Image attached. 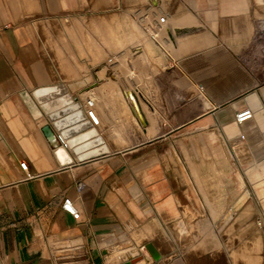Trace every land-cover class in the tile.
<instances>
[{"label": "crops", "instance_id": "crops-1", "mask_svg": "<svg viewBox=\"0 0 264 264\" xmlns=\"http://www.w3.org/2000/svg\"><path fill=\"white\" fill-rule=\"evenodd\" d=\"M112 3L0 0V264H123L140 256L131 246L112 259L114 247L127 240L138 250L149 243L158 250L161 260L146 264H187L184 255L159 247L176 246L174 233L183 227L190 232L192 215L209 210L195 188L197 200L191 173L178 165L179 153L189 157L194 146L186 138L197 136L208 148V135L218 132L247 188H255L247 169L264 163V0H144L131 15L151 17L148 25L116 32L144 37L134 36L130 48L112 54L106 65L98 62L104 52L96 53L98 64L89 59L88 75L76 69L72 79L56 74L54 81L44 31L52 22L86 16L105 15L98 20L103 24L120 12ZM65 49L56 45V59L77 68ZM58 84L81 103L80 123L54 124L34 94ZM84 95L94 107L84 105ZM245 110L252 117L240 123L237 114ZM242 144L243 157L236 152ZM66 199L75 202L79 219L64 209Z\"/></svg>", "mask_w": 264, "mask_h": 264}, {"label": "rangeland", "instance_id": "rangeland-1", "mask_svg": "<svg viewBox=\"0 0 264 264\" xmlns=\"http://www.w3.org/2000/svg\"><path fill=\"white\" fill-rule=\"evenodd\" d=\"M143 3L144 0H137V2L132 3L113 0L111 8H117L120 12H117V16L115 13L109 14V16H113L112 20L108 19L103 24H99V18H103L105 15L65 19L62 24L52 22L53 28L44 31V44H46L51 58L47 55V51H44V58L46 60L51 59L55 64V66L50 67L55 74L54 81H58L56 74L62 79H72L71 76L76 69L80 70V75H88L90 74V66L88 65L90 58L93 66L98 62L101 63V66L106 65V61L112 54L116 57L124 52L123 49H128V46L130 48L137 39L134 36L139 39L144 37L140 34H116L122 28H132L131 30L134 32L136 31L133 29L134 26L148 25L146 23L151 21V17L144 20L136 19L134 15H131L133 8ZM88 19L93 20L95 25H87ZM73 22L76 23L74 30ZM149 25H154V23ZM117 37L121 39L120 43L114 41V38ZM56 45L67 49H65V53H70V57L78 66L77 68L61 65L62 60L56 59ZM106 46L107 50L105 51ZM157 49L164 55L163 50ZM99 51H103L104 54L96 62L94 55ZM132 51L133 49L128 52L130 56H134ZM61 54L64 56V52L61 51ZM77 57L82 60L81 63ZM165 64L169 67L172 66L166 62ZM92 69L94 68H91V71ZM86 96H82L84 105L88 104ZM217 134L218 137L214 132L208 135L209 151L208 148L200 146L201 139L197 136H194L193 139H184L189 144L193 141L194 146L189 148L191 153L189 157L183 154L184 151L180 152L178 157V165L182 170L187 169L192 175L190 184L199 204L200 199L195 188L205 200L209 210L205 211L201 207L198 213L192 215L193 224L190 232L183 227L180 228L182 231L174 233L176 246L173 242H171L172 245L167 242L168 245L160 244L159 247L166 251H170L172 248L175 251V256L184 255L187 264H263L264 163H252L247 169V174L255 186L254 188L252 185L254 189L249 191L245 183L248 182L247 179L242 178L237 164L232 162L218 132ZM216 144H219V150L216 149ZM182 150L184 149L182 148ZM236 150L237 155L243 157L247 147L244 144L238 145ZM214 156L216 159L221 157L222 162H213ZM218 190L224 193L222 197L214 195ZM221 203L223 209L216 210L218 204ZM248 204H251L253 209H251L252 207L248 209ZM200 219H206L208 222L200 221L198 223ZM249 227L254 230L250 231ZM190 236H193L192 239ZM206 239L207 241L210 239L217 241L213 242L214 245H212V242L206 243ZM217 246H219V250ZM112 257L113 260H117L114 255ZM112 263L114 264V262Z\"/></svg>", "mask_w": 264, "mask_h": 264}, {"label": "water", "instance_id": "water-1", "mask_svg": "<svg viewBox=\"0 0 264 264\" xmlns=\"http://www.w3.org/2000/svg\"><path fill=\"white\" fill-rule=\"evenodd\" d=\"M59 85L63 88V90L60 93L55 94L54 96H50V98L44 99V101H41L40 98L37 96L36 90L34 94L41 102L45 103V107L47 108L49 112V118L54 124L63 126L64 124L67 125V123H70V125L80 123V121L84 119V115L82 114V111H81V107H82L81 103L78 100L73 98L66 84H58L57 86ZM128 95L132 100L133 107L136 110L137 114L139 115L141 119H143L140 113L139 106L132 92L129 91ZM48 102H51L58 106H56L54 109H51L47 104ZM65 117H69V118H65ZM43 131L45 135L47 136V138L52 143H56V136L52 132L50 126H45L43 128ZM140 250H141V253H143L142 255L138 257H131L128 262L123 263V264H146V263H152L154 261H160L162 258L161 254L151 243L146 244L145 246L141 247ZM144 253H148L152 261L147 260V258L144 256Z\"/></svg>", "mask_w": 264, "mask_h": 264}, {"label": "bare ground", "instance_id": "bare-ground-1", "mask_svg": "<svg viewBox=\"0 0 264 264\" xmlns=\"http://www.w3.org/2000/svg\"><path fill=\"white\" fill-rule=\"evenodd\" d=\"M162 20H164V22H165V17L164 18H162ZM105 70L106 69H104L103 71H101L102 73L100 74V76H101V78H104V77H102V76H104V73H105ZM99 74V73H98ZM106 74V73H105ZM112 76V75H111ZM79 88V87H78ZM63 90V88L59 85V86H57V85H52V86H48V87H44V88H40V89H38L37 91H36V94H37V96L40 98V100L41 101H44V99H47V98H50V96H54L55 94H58V93H60L61 91ZM83 94V93H82ZM128 97V96H127ZM128 99H129V97H128ZM130 100V99H129ZM94 100H92V101H88V105L90 106V107H94V102H93ZM130 102H131V104L133 105V103H132V100H130ZM48 104V106L51 108V109H54L56 106H58V105H55V104H53V103H51V102H48L47 103ZM86 107H87V104L85 105ZM93 109V108H92ZM91 109V111H88V114H89V116L92 118V120L95 122V123H97V124H99V120H100V118H99V120H98V117H96L97 115H95V112H94V110H92ZM89 110V109H88ZM97 114V113H96ZM101 123H102V121H100ZM238 146V145H237ZM26 164V163H25ZM26 166H27V164H26ZM28 167V166H27ZM209 240V239H208ZM206 241H207V239H206ZM205 241V242H206ZM215 241H217V240H215V239H210V241H207L206 243H208V242H215ZM216 244V243H215ZM209 245V244H208ZM212 245H214V243L212 244ZM131 246H133V248H134V252H137V253H139V251H140V255H142L143 253H141V250L139 249H136L135 248V246H134V244H133V242L132 241H130V240H127L125 243H123V245H121V246H116V247H114L115 249L112 251L113 252V255H114V257L118 260V259H120V257L123 255V252L125 251L126 252V250H131L130 249V247ZM210 247H212L211 245H210ZM214 247V246H213ZM218 248V250H219V246H217ZM122 249H125V250H122ZM216 249V250H217ZM112 249H110L109 251H111ZM136 250V251H135ZM144 256L147 258V260H150V261H152V259H151V257H149V255H148V253H144ZM199 258V257H198Z\"/></svg>", "mask_w": 264, "mask_h": 264}, {"label": "built area", "instance_id": "built-area-1", "mask_svg": "<svg viewBox=\"0 0 264 264\" xmlns=\"http://www.w3.org/2000/svg\"><path fill=\"white\" fill-rule=\"evenodd\" d=\"M161 21L164 22V20H161ZM251 117H252V113L250 110H245V111L237 114V120L240 123L244 122L245 120L250 119ZM20 165H21L22 169H24L26 171V173H28L27 166H26L25 162H21ZM84 186L85 185L83 182H79L77 185L78 190L81 191L84 188ZM63 207L65 210H67L69 213H71L75 219L80 218V215H81L80 211L72 199H66L64 201Z\"/></svg>", "mask_w": 264, "mask_h": 264}]
</instances>
